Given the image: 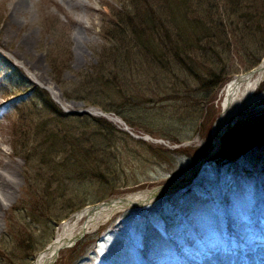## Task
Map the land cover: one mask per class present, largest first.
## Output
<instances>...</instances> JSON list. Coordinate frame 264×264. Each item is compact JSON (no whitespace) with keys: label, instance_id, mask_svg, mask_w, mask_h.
<instances>
[{"label":"rangeland","instance_id":"rangeland-1","mask_svg":"<svg viewBox=\"0 0 264 264\" xmlns=\"http://www.w3.org/2000/svg\"><path fill=\"white\" fill-rule=\"evenodd\" d=\"M131 1L22 0V6L17 7V0H0V139L7 141L3 148L19 164L21 185L16 199L0 217V253L7 264L34 263L45 245L54 241L61 224L77 213L72 208L81 211L161 187L193 168L184 169L212 149V128L222 113L225 87L264 60V32L256 42L248 43L244 33L233 31L244 30V22L234 16L232 20L227 9L224 18L225 22L229 19L226 28L231 38L226 46L231 50H227L224 73L216 88L202 86L182 68L177 78L169 75L165 81L158 71L156 79H151L147 75L156 66L149 57L138 58L134 65L110 57L102 72L108 56L116 52L105 35H109L112 22L113 27L115 21L117 26H127L136 13ZM152 1L149 3L163 15L171 38L178 40L184 32L182 26L196 18L198 23H193L187 34L191 41L201 40L208 47L212 38L203 28L207 23L203 8H196L194 14L186 12V17ZM225 1L208 0L206 6L212 13L218 10L217 5L225 11ZM123 8L129 15L121 21L118 17ZM200 68L202 74L208 73V67ZM49 83L56 96L46 88ZM36 90L48 95L65 115H90L116 128L113 147L105 149L110 141L96 138L95 147L89 149L91 161L110 158L114 164L109 184L88 175L77 180L75 188L67 183L57 189L63 170L57 173L59 168L53 166L76 149L70 146L71 140L82 139L87 133L79 131L84 125H78L79 120L55 118ZM262 93L264 81L257 90V95ZM89 109L94 114H86ZM29 121L35 125L42 122L45 128L57 126L58 134L68 138L58 148L40 147L45 137L32 131ZM15 123L28 129V143L13 136ZM221 139L219 149L225 139L238 145L233 168L228 158L218 153L204 162L193 180L153 203L114 215L99 229L59 251L53 264H184L180 261L183 257L197 260L198 254L221 250L220 246L230 252L245 244L254 247L256 240L264 244V202L255 190V184L264 179V98L233 119ZM25 156L30 157L29 163ZM58 218L61 223L56 227ZM30 236L33 242L22 247L21 240ZM148 237L150 246L146 245ZM216 242L218 248H214Z\"/></svg>","mask_w":264,"mask_h":264},{"label":"trees","instance_id":"trees-1","mask_svg":"<svg viewBox=\"0 0 264 264\" xmlns=\"http://www.w3.org/2000/svg\"><path fill=\"white\" fill-rule=\"evenodd\" d=\"M207 2L208 0L152 1L154 4L157 3L160 6H165L172 10L176 9V11H178L182 16H186V12H193V14L196 13L194 11H196V8L198 7H200V9L203 8L202 14H204V17H207L205 18L207 19V23H205L203 28L207 32L208 38H212V41L209 40V42L206 44L208 47L203 45L204 42L201 40L191 41L189 38L191 34H187L191 25L197 22L196 18H193L190 23L184 24L182 26V31L184 32L178 35V40H175L174 38H171L170 32L168 33V29L165 28L162 18L163 15L160 16L159 9L153 8L154 5H151L149 0H132L131 6H135L133 8H135L136 13L128 20L127 26H117L115 21L114 27L113 22L112 26H109V35L103 33V35L106 34V41L113 43V47L111 49L116 52L108 56L107 61L102 66L101 71H105V66L109 63L110 57L115 59H123L129 64L131 63V65L137 64L138 58L142 57L147 60L149 57V62L156 66L154 67L156 70L149 72L147 75L151 79H156L158 71L163 73L164 78L162 79L165 81L167 80V76L173 75L175 78H177L182 75V71H185V73H188L189 75L195 77L197 81L201 82L202 86L216 88V86L221 82V75L224 73V68L222 66L226 62L227 50L228 48L231 50L230 45L226 46L227 42L231 38L229 30L226 28L228 27L229 19H227L225 22L224 18V15H228V12H226L227 9L230 10L229 15L232 17V20L234 16V18L240 22H244V30L236 28L233 29V31L236 33H244V35H246L247 41H249L248 43H250L252 39H255L256 42V39L259 37L260 33L264 32V0H226V10L220 11L219 6L217 5L218 10L215 13H212L210 8L206 6ZM120 12V17H118V19L121 21L129 15V12L127 13L124 8ZM54 25H56V23H54ZM56 30H60L58 26H56ZM163 36L166 37L163 38ZM183 40L184 43L181 44V41ZM210 42L212 44H210ZM199 51H201V53ZM49 56L51 58V54H49ZM55 62L51 63L57 65ZM141 62H143V60H141ZM258 62L259 60L253 64L256 65ZM200 67H208V73L202 74L203 72L201 73ZM181 68L182 71H180ZM212 84L214 85L212 86ZM36 91L40 93L39 95L42 96L44 105L52 111L55 118L59 117L69 120H79L78 125L81 122L84 124L82 127L79 126V131L83 135H85V133H90L88 135L86 134V136H84L82 139H76L74 141L71 140L70 146L76 149L72 153H69L67 155L68 158H66L65 161H62L61 164L58 163L53 166L56 169L59 168L57 173L63 170V176H60L59 188L57 189H62L63 185L66 187L67 183L69 184V187H73L77 180L87 179L88 175H91L90 177L93 179H98L102 184H109L112 177L111 170L114 169V164L110 158H102L101 160L94 159L91 161L89 149L95 147L94 145L96 144V138L103 139L104 142L107 140L110 141V144H107L105 149L113 147L114 139L112 137H114L116 134L115 132H117L116 128L106 120H99L90 115H84L82 117L76 115H65L54 105V102L51 100V98H49L48 95H45L43 91ZM90 104L97 105L96 102H90ZM29 122L32 124V131L36 132L37 130V135L43 134L45 137L44 142L38 144L40 147H45V149L58 148L59 146H63L65 139L68 138L66 135L61 136L58 134V132L61 131L57 126L45 128V126H41L42 122L38 125H35L37 123L34 124L31 121ZM14 126L13 136L23 138L24 142L26 141V143H28V129L25 131L24 128H18L19 126L17 123H15ZM190 137L192 136L182 139L189 140ZM24 145L26 146L28 144ZM25 146H21V148L26 149ZM220 150L221 151L218 155H221V157H227L228 162L233 168L234 163L232 162L236 159V157H238V145L234 146L232 139L231 141L225 139ZM43 156L47 157V154L44 153ZM29 158L30 157L27 156L24 157L27 163L31 161ZM196 161L197 159L194 158L192 162L185 166L184 169L194 166ZM45 165L48 166L49 164L45 163ZM56 191L60 192V190ZM76 207L72 208L71 211L74 213L75 211L77 212V210L79 211L80 208L76 209ZM59 223H61L60 218L55 221L56 227L59 225ZM196 233L198 234V230H196ZM7 235L3 238L1 244L3 250L6 249L4 243L6 242ZM23 236H26V234H23ZM33 238V236H30L28 239L21 240L22 247H25V242H33ZM150 239V237L146 238L147 246H150ZM47 246L48 244L45 245L44 248ZM31 257H29V259ZM34 257L30 260V262L34 260ZM0 264H7V261L2 259L1 253Z\"/></svg>","mask_w":264,"mask_h":264},{"label":"bare ground","instance_id":"bare-ground-1","mask_svg":"<svg viewBox=\"0 0 264 264\" xmlns=\"http://www.w3.org/2000/svg\"><path fill=\"white\" fill-rule=\"evenodd\" d=\"M22 0H17L15 6L21 7ZM8 25L13 26V22L9 20ZM10 38V34H8ZM29 35L27 36V38ZM29 40H26L28 42ZM36 65V64H35ZM264 81V60L260 66L249 74L239 76L231 81L224 89V103L220 118L216 122L212 131L213 144L216 143L219 136L229 126L233 119L239 117V114L250 106L256 104L264 98V95H256L260 83ZM51 94L56 96L55 88L52 84L46 87ZM60 99L61 94H58ZM59 102V101H58ZM1 126V123H0ZM7 143L6 140L0 139V217L6 209L7 205L17 197V190L20 188L18 178L19 164L16 160L11 159L7 151L3 148V144ZM215 154V153H214ZM11 159V160H10ZM194 168H191L181 178H176L172 184L176 189L182 187L185 182H188L194 176ZM255 187L259 192V201L264 202V179L261 183H256ZM172 186L168 187H155L139 191L129 196L113 199L109 202L100 204L99 206L84 208L83 210L74 214L71 219L61 224L57 230V236L53 243L38 256L32 264H53L59 256V251L67 246L75 243L80 237L85 236L88 232L94 231L100 226L107 223L111 217L128 210L133 207L147 205L155 202L157 199L171 194L173 192ZM258 201V199H257ZM264 207V206H263ZM263 211V210H262ZM264 212V211H263ZM254 247L245 244L242 248L237 249V252H227L220 246L221 250H211L208 253L198 254L197 260L188 259L183 257L180 261L184 264H264V246L261 241L256 240ZM256 243V244H255ZM218 248L220 244L216 242ZM223 249V250H222ZM96 264H106L99 261ZM172 264V263H165ZM174 264V263H173ZM180 264V263H179Z\"/></svg>","mask_w":264,"mask_h":264},{"label":"water","instance_id":"water-1","mask_svg":"<svg viewBox=\"0 0 264 264\" xmlns=\"http://www.w3.org/2000/svg\"><path fill=\"white\" fill-rule=\"evenodd\" d=\"M225 131V130H224ZM224 133V132H223ZM222 133V134H223ZM222 134L219 136V138L217 139V141H216V143L214 144V147H213V149H212V151L205 157V158H203L200 162H199V164L197 165V167L195 168V170L193 171L195 174L194 175H196L197 173H198V171L201 169V167H202V165L204 164V162L206 161V160H208V159H210L213 155H214V153L216 152V149L218 148V146H219V144L221 143V138H222ZM179 178V177H178ZM181 178V177H180ZM170 183H172V182H170ZM170 183H168L167 185H163V186H161V187H168V185H171L172 186V189L171 190H175L174 188V186L172 185V184H170ZM97 206H99V205H97ZM83 237V236H82ZM82 237H80L79 238V240L82 238ZM73 244H75V243H72L71 245H69V246H67V247H71ZM66 247V248H67Z\"/></svg>","mask_w":264,"mask_h":264}]
</instances>
